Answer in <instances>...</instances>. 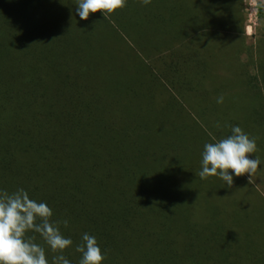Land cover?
Listing matches in <instances>:
<instances>
[{"label":"trees","instance_id":"trees-1","mask_svg":"<svg viewBox=\"0 0 264 264\" xmlns=\"http://www.w3.org/2000/svg\"><path fill=\"white\" fill-rule=\"evenodd\" d=\"M77 3L0 0V191L23 188L52 221H68L59 227L73 241L62 253L70 264H79L83 233L95 236L101 264H264V252L234 246L238 231H264L263 195L244 175L231 188L198 175L204 144L233 126L264 157V65L250 73L225 33L239 25V0H126L87 20ZM151 24L173 44L195 34L242 85L189 80L176 85L200 90L156 91L140 78L133 45L150 54L173 44L142 48ZM151 92L156 104L147 106ZM178 98L195 100L192 113ZM252 178L261 184L264 172ZM26 235L52 264L58 253Z\"/></svg>","mask_w":264,"mask_h":264},{"label":"clouds","instance_id":"clouds-1","mask_svg":"<svg viewBox=\"0 0 264 264\" xmlns=\"http://www.w3.org/2000/svg\"><path fill=\"white\" fill-rule=\"evenodd\" d=\"M125 3L126 0H78L76 13L81 20H87L90 13L111 14ZM142 3L147 5L151 0ZM217 103H223V96L217 98ZM256 150L255 138H250L241 127L233 126L227 137L204 144L198 175L202 180L218 176L228 188L233 184V175L247 174L251 183L261 165L259 157L249 158ZM52 215L46 203L30 199L23 188L12 193L0 191V264H49L45 248L35 242V236L28 237V232L39 234L51 251L58 253L53 256L52 264H70L62 253L73 241L59 227L61 223L67 227L68 221H52ZM75 251L81 254L79 264H101L104 259L95 236L88 233L82 234Z\"/></svg>","mask_w":264,"mask_h":264},{"label":"rangeland","instance_id":"rangeland-1","mask_svg":"<svg viewBox=\"0 0 264 264\" xmlns=\"http://www.w3.org/2000/svg\"><path fill=\"white\" fill-rule=\"evenodd\" d=\"M239 2V25L234 30L225 31V33L232 38V43H236L237 50L239 48L237 52L239 61L242 64L248 65V71L254 73L257 62L261 63V67L264 65V0H239ZM151 26L152 29H150ZM150 27L142 35V48L145 47L147 50H150L155 44L158 46L168 42L172 45L175 42H169L167 40L168 37H166V40L159 37L157 30L158 28L161 30V26L158 27L151 24ZM154 32L155 35H153ZM196 38L197 36L194 34L192 38L187 37L185 42L174 43L172 47L168 46L159 52L150 54L142 52L133 45L136 56L139 57L144 66L142 72L139 73L140 78H143V80L153 79L155 86L159 87L156 91L165 90L174 96H177L179 90L184 95H189L191 91L194 93L193 90L189 89H192V87H194V90H200L196 86L187 83L183 84L182 88L179 89L176 84L180 81L194 80L207 87H211L214 84L218 85L220 82L231 86L242 85L243 80L238 74L228 68L215 53L210 54L206 47L197 42ZM117 53H119L118 49ZM120 58L124 59L125 55H120ZM116 63H119L118 59ZM168 83H174V86ZM195 92L197 97L199 96L198 98L203 95L200 91ZM152 95L153 92L150 93V96L148 95V100L144 102L147 106L148 104L151 106L156 104L150 99ZM193 98L196 99L195 94H193ZM178 100L181 101V105L185 106L192 113L190 107L193 106L195 100L190 103L181 98H178ZM194 117L199 119L197 114ZM202 126L206 127L205 125ZM207 132L212 137L213 134L210 128ZM251 155L249 158L254 159L255 157H259L256 154H254V157L253 154ZM263 167L264 157L261 166L257 170L260 172L256 171V173L262 174L264 172ZM244 176L247 180L249 179L247 174ZM252 179L251 183L264 197V182L260 184L259 180ZM236 240L234 246L243 256L264 252V231H238Z\"/></svg>","mask_w":264,"mask_h":264}]
</instances>
